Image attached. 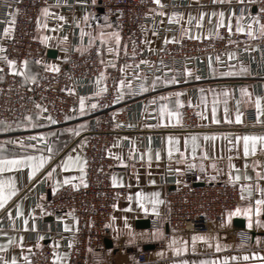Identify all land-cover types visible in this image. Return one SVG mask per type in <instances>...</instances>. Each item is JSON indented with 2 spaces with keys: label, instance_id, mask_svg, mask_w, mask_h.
Returning <instances> with one entry per match:
<instances>
[{
  "label": "crops",
  "instance_id": "crops-1",
  "mask_svg": "<svg viewBox=\"0 0 264 264\" xmlns=\"http://www.w3.org/2000/svg\"><path fill=\"white\" fill-rule=\"evenodd\" d=\"M71 1L76 6H71L69 0H56L54 6L43 8L39 13L37 37L45 46V54L47 49L56 50L54 58L48 57L50 64L62 63L70 48L82 50L91 43L101 46L102 60H106L117 42L115 35H111L115 31L103 23L100 10L85 8L93 0ZM152 1L148 38L153 36L154 27H163L165 23L171 29L166 34L168 40L208 36L220 27L236 30L238 22L244 29L241 32H248L251 23V36L264 35L255 21H244L242 8L249 5L250 13H254V0H176L175 4L173 0ZM10 11L11 3L0 0V15ZM234 56V52H227L216 56L214 61L209 59L207 80H201L194 68L175 72L172 77L140 75L141 94L133 104L144 106L143 118L137 130L117 134L112 142L116 163L111 170V181L126 186V195L114 202L111 236L104 253L89 252L86 264H201L202 261L264 264V205L259 206L257 213L255 203L257 199L264 200V140L260 139L264 137V72L254 62H230ZM41 68L42 64L27 61L21 71L29 80ZM108 71L106 68L93 81L98 92ZM226 72L237 74L224 75ZM133 86L134 81L125 78L118 83L119 92L124 95ZM257 97H260L259 115ZM151 103L155 104L154 112L148 107ZM89 106L86 97L81 95L77 117H70L59 131L41 122L37 111L27 116L28 122L38 120L37 126L31 129L19 128L26 122L24 118L12 125L0 122L4 131L51 139L44 149L0 140V158H47L31 179L27 165L0 172V179L7 182L11 177L16 188L15 194L0 208V259L15 258L16 264H66L67 246L71 241L68 234L75 228V222L63 213L46 215L42 206L54 186L56 190L66 184L77 186L83 182L85 159L81 142L72 141L88 126ZM184 107L196 111L198 129L178 128ZM248 113L252 118L248 119ZM245 136L256 137L254 141L249 139L247 155ZM66 158H71L70 164H65ZM185 169H195L209 180L237 183L241 204L234 210L251 208V214L246 216L241 211L239 215H230L232 210L224 223L212 231H172L167 239L163 238L165 230L145 227L141 221L148 219L150 224L152 216L164 210V193L171 185H163L162 177L170 172L180 174ZM65 177L68 183H64ZM43 185L45 191H42ZM153 200L159 203L153 205ZM17 204L20 216L16 215ZM153 207L155 211L150 210ZM50 230L55 231L47 235ZM138 253L145 254V261H138Z\"/></svg>",
  "mask_w": 264,
  "mask_h": 264
},
{
  "label": "built area",
  "instance_id": "built-area-1",
  "mask_svg": "<svg viewBox=\"0 0 264 264\" xmlns=\"http://www.w3.org/2000/svg\"><path fill=\"white\" fill-rule=\"evenodd\" d=\"M8 1L10 14L0 15V122L12 125L37 111L41 122L59 131L70 117H77L81 95L90 105L86 115L88 126L72 141L81 142L85 159L83 182L75 187L61 186L51 192L42 206L46 215L63 213L75 222V228L68 234L71 241L67 246L66 264H86L89 252L104 253L105 242L111 236L114 202L126 195V186L111 181V170L116 163L112 142L117 134L137 130L143 118L144 106L133 104L141 94L140 75L172 77L175 72L194 68L201 80H207L209 59L214 61L216 56L227 52L235 54L230 62H254L264 72V35L249 36L248 32L220 27L212 35L168 40L166 34L171 29L165 23L163 27H154L153 36L148 38L152 0H93L85 8L100 10L103 23L119 36L110 56L103 61L101 46L91 43L82 50L70 48L62 63L51 65L36 27L40 11L54 6L56 0ZM69 1L71 6H76ZM253 5L254 13H250L249 5L242 8L244 21L250 23L253 17H258L259 23L264 24V0H254ZM8 60L15 62V71H9ZM27 61L42 64L41 70L29 80L21 71V62ZM51 66L56 70H51ZM106 68L109 71L98 92L93 81ZM121 78L134 81L129 94L119 92ZM148 107L153 112L156 110L154 103ZM247 116L252 118L251 113ZM178 128L186 131L199 128L198 116L192 107L183 108ZM1 136L18 143L15 137L20 134L2 131ZM50 141V138L25 137L19 143L44 149ZM161 183L173 188L164 193V210L152 216L149 227L165 230L164 239L172 231H212L241 204L237 183L209 180L195 169L167 173ZM42 188L45 191L44 185ZM137 259L145 261V254L138 253Z\"/></svg>",
  "mask_w": 264,
  "mask_h": 264
},
{
  "label": "snow or ice",
  "instance_id": "snow-or-ice-1",
  "mask_svg": "<svg viewBox=\"0 0 264 264\" xmlns=\"http://www.w3.org/2000/svg\"><path fill=\"white\" fill-rule=\"evenodd\" d=\"M156 3H159V0H155ZM46 13V9L43 10ZM203 15V13L201 14ZM220 16H223V13L220 14ZM61 19H63V17H61ZM169 19H171V17H169ZM253 20L256 22V24L259 26V30L261 32V34H264V24H260L259 23V18L258 17H253ZM39 26V25H38ZM236 30L238 32L240 31H244V29L240 26L239 22L237 23V28ZM8 31V28H5V32ZM248 35L251 36L252 35V25L251 23L248 26ZM111 35H115V38L117 41H119V36L116 35L115 33H112ZM46 39L44 37H42V40ZM8 65H9V71H15V68L13 67L14 65V61L12 60H8L7 61ZM24 62H21V66L23 67ZM51 70L55 71V67L51 66ZM187 71V70H185ZM241 71H245V69H241ZM224 75H232V74H237V73H223ZM179 103V101L177 102ZM81 106L83 107V98H81ZM93 107H95V105H93ZM259 108H260V97H257V109H258V115H259ZM215 111V110H213ZM170 115H172L170 113ZM25 120H28L29 117L25 116L24 118ZM237 119H239V117H237ZM244 151H245V155H247L248 152V141L249 139H252L253 141L256 139V137H248L245 136L244 138ZM261 140H264V137H260ZM49 151H51V149H49ZM46 157L40 156V157H34V156H17V157H13L11 159H6V158H0V172H3L6 168L7 169H15V168H24L25 165H27L28 168V177L29 179L32 178V176L34 175L35 171H37L40 167L43 166V164L46 161ZM79 159V158H77ZM71 163V158H66L65 159V164H70ZM231 167V165H230ZM48 175H51L50 173ZM81 175H83V170L81 168ZM247 178V177H246ZM64 183H68V178L65 177ZM75 187V185H73ZM53 191H55V186L53 187ZM16 192V188H15V184L14 181L12 180L11 177L8 178L7 182H5V180L0 179V208H3L5 206V204L7 203V201L9 199H11V197L15 194ZM137 203H140V194L137 193ZM153 205L159 203L158 200H153L152 201ZM256 203V211L257 213H259L260 211V205H264V200L262 199H257L255 201ZM143 207V205H141ZM113 207H115V205H113ZM151 211H155V208L153 207L152 209H150ZM241 211L243 212L244 215L248 216L251 214V208H245L243 210L241 209H236L233 212L230 213V215H239L241 214ZM16 215L20 216L21 212H20V206L19 204L16 205ZM197 237H193V239L195 240ZM200 239H203V237H200ZM245 259H247V257H245ZM0 264H16V260L15 258L12 259V261H8L5 259H0ZM201 264H206V262L202 261Z\"/></svg>",
  "mask_w": 264,
  "mask_h": 264
},
{
  "label": "rangeland",
  "instance_id": "rangeland-1",
  "mask_svg": "<svg viewBox=\"0 0 264 264\" xmlns=\"http://www.w3.org/2000/svg\"><path fill=\"white\" fill-rule=\"evenodd\" d=\"M28 121H29V119H28ZM27 120H26V122H24V124H21V126L19 127V128H23V129H31V128H34L35 126H37L36 125V122L38 121H35L34 120V122H33V120L32 119H30V122H28ZM2 131H4L1 127H0V132H2ZM8 132V131H7ZM26 136H19V137H15V139H17L19 142H20V140L21 139H23V138H25ZM0 140H2V141H10V138L9 137H3V136H1L0 137Z\"/></svg>",
  "mask_w": 264,
  "mask_h": 264
},
{
  "label": "water",
  "instance_id": "water-1",
  "mask_svg": "<svg viewBox=\"0 0 264 264\" xmlns=\"http://www.w3.org/2000/svg\"><path fill=\"white\" fill-rule=\"evenodd\" d=\"M46 56L49 58H54L56 56V50L55 49H47L46 50ZM173 186H170L169 189H172ZM141 223L146 227L149 225V220H145V221H141ZM239 227H243L242 223L237 224ZM106 244H108V240H106L105 242Z\"/></svg>",
  "mask_w": 264,
  "mask_h": 264
}]
</instances>
